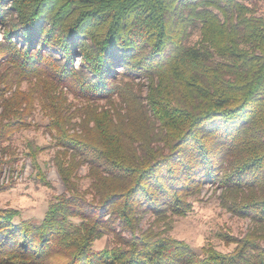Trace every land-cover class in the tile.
I'll return each instance as SVG.
<instances>
[{
	"label": "trees",
	"instance_id": "trees-1",
	"mask_svg": "<svg viewBox=\"0 0 264 264\" xmlns=\"http://www.w3.org/2000/svg\"><path fill=\"white\" fill-rule=\"evenodd\" d=\"M0 25V145L40 100L65 186L39 222L0 208V264H264V0H0ZM23 80L41 88L4 97ZM206 184L252 221L223 235L233 251L141 230L188 215Z\"/></svg>",
	"mask_w": 264,
	"mask_h": 264
},
{
	"label": "rangeland",
	"instance_id": "rangeland-1",
	"mask_svg": "<svg viewBox=\"0 0 264 264\" xmlns=\"http://www.w3.org/2000/svg\"><path fill=\"white\" fill-rule=\"evenodd\" d=\"M4 27L0 25V41L3 39ZM200 37V31L192 29L188 43H195ZM78 63V61H77ZM34 81L23 80L14 83L6 91L4 97H10L16 90L30 91L32 88H41L40 84L33 87ZM136 90L138 87H135ZM63 91L76 107H81L84 101L72 91L64 88ZM145 95L146 90L142 88ZM35 93V92H34ZM37 94V92H36ZM100 105L109 107L105 100L97 101ZM35 112L29 119L31 126L17 132L10 142L0 145V208H15L20 215L15 219H33L41 221L45 217L49 204L58 195L65 192V186L53 163L56 152L53 136L47 127L49 118L40 100H35ZM4 107L0 101V117ZM29 144L38 146L42 151L37 161L46 175L50 185H45L37 176V170L28 154ZM88 168L82 166L79 170L80 184L83 190L90 189L91 181L87 178ZM222 189L213 184H206L200 195L191 198L193 209L184 216L168 215L167 218L156 221L151 213L145 214L140 224L141 230L153 228L166 233L178 240L189 244L198 254L202 247L213 246L218 251L227 253L235 249L236 244L226 242L223 235L244 237L252 227L250 218L241 217L229 211L222 204ZM129 235L127 232H122ZM114 235L106 234L94 244V250H101L114 245Z\"/></svg>",
	"mask_w": 264,
	"mask_h": 264
}]
</instances>
